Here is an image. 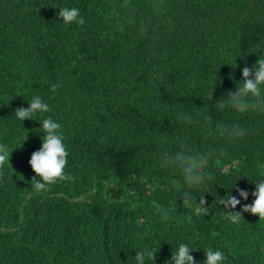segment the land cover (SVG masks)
<instances>
[{
  "label": "trees",
  "instance_id": "obj_1",
  "mask_svg": "<svg viewBox=\"0 0 264 264\" xmlns=\"http://www.w3.org/2000/svg\"><path fill=\"white\" fill-rule=\"evenodd\" d=\"M66 6L85 23L62 24ZM261 56L264 0H0V143L11 152L0 167V264H135L140 248L166 264L179 242L198 248L196 264L208 248L225 264H264V220L242 213L231 224L216 203L240 190L249 197L234 211L254 200L264 118L214 107ZM34 95L70 153L72 179L44 191L29 165L43 117L12 118ZM232 121L250 134L208 135ZM184 143L228 153L208 162L210 186L194 190L210 207L202 218L176 201L177 177L161 166ZM154 201L176 207L171 223Z\"/></svg>",
  "mask_w": 264,
  "mask_h": 264
},
{
  "label": "clouds",
  "instance_id": "obj_2",
  "mask_svg": "<svg viewBox=\"0 0 264 264\" xmlns=\"http://www.w3.org/2000/svg\"><path fill=\"white\" fill-rule=\"evenodd\" d=\"M58 18L62 24L70 26L73 24L83 25L84 18L80 14L78 7L58 8ZM241 82L236 85L234 92H229L225 97L218 101L214 107L217 111H238L248 112L258 118H264V56L257 59L251 68L244 67L241 70ZM217 83V80L212 84ZM212 94V93H211ZM27 108L15 110L12 118L21 122L34 117H43L40 121V133H42V146L39 150L32 153L29 165L36 174L33 178V188L36 191L48 190L51 185L58 182L71 180L72 177L65 171L70 155L65 143L61 123L45 114L51 111L50 104L42 96L34 95L27 102ZM209 120V116L207 117ZM210 121V120H209ZM250 129L238 121L216 123L208 130L210 136H223L229 140H237L247 137ZM9 149L0 143V167L9 164ZM228 153L222 149L208 148L203 152L194 150L189 144L183 146L174 153L163 154L161 166L169 170L174 177L177 185V197L183 198V205L192 208L201 218L207 216L210 207L205 206L204 195L196 196L195 191H200L210 186V182L215 179L214 173L208 168V162L212 159L227 156ZM258 167L264 170V162H258ZM255 190L251 193L254 200L250 204H245L239 212L234 211L241 200H247L249 193L244 190L236 195H227L218 199L216 203L222 205L225 211L224 218L231 224H237L242 220V213H249L264 220V176L253 180ZM215 184H211V187ZM197 197L199 202L197 203ZM155 213L162 221L171 223L174 219L173 213L176 207L169 208L159 202H153ZM191 219V216L187 217ZM198 248H193L188 243L179 242L172 248L171 259L166 264H196L194 257L190 254ZM204 250V249H203ZM157 251L149 248H140L132 258L135 264H154L153 257ZM205 259L201 264H225L226 257L222 250L208 248L204 250Z\"/></svg>",
  "mask_w": 264,
  "mask_h": 264
}]
</instances>
